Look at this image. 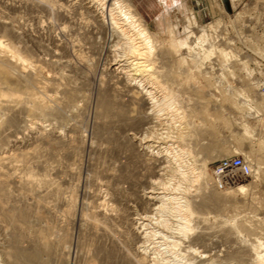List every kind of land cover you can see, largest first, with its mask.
Returning <instances> with one entry per match:
<instances>
[{
  "label": "rangeland",
  "instance_id": "1",
  "mask_svg": "<svg viewBox=\"0 0 264 264\" xmlns=\"http://www.w3.org/2000/svg\"><path fill=\"white\" fill-rule=\"evenodd\" d=\"M47 1L54 7L44 9L36 0H0V17L7 22L0 25V41L5 52L11 57L14 53L19 55L31 73L14 84L0 77V90L5 95L18 96L38 113L50 110L49 122L63 135L72 122V113H78L79 128L72 153H66L65 145H59L48 157L58 166L76 171L74 176L55 175L59 184L73 193L75 220L62 234L52 216L44 223L47 236L62 245L61 250L57 248L60 256L57 264H84L81 252L90 248L98 252L96 264H120L113 247L117 240L130 251L137 246L131 232L130 207L139 201L146 186L138 181L132 187L129 179L147 171L148 156L138 155L140 149L135 141L128 140L131 130L123 122L120 126L102 123L103 107L96 94L102 69L109 61L106 53L111 45L109 36L99 31L96 34L92 29L76 30L81 21L90 19V14L76 0ZM130 1L153 34L156 50L166 49L172 55V94L164 105L173 114L176 125L183 119L190 126V140L174 145L169 152L173 171L161 177L168 194L179 199L166 200L155 220L175 231L176 225L181 224L174 221L178 219L176 210L181 193L197 189L199 198L212 193L215 202L199 207L204 222L212 231L231 228L239 246L235 255L217 246L207 258L215 260L213 264H221L223 260L264 264L261 260L264 257V0ZM58 5L67 12L70 10L71 19L58 16ZM58 40L64 46L74 43L78 58L88 70L78 64L72 69L56 66L51 53L61 51ZM60 72L70 75L71 80L57 79ZM42 83L59 86L58 99L45 97ZM82 96H88L87 101ZM31 118L26 113L9 124L13 130L23 127L25 132ZM92 145L101 148L92 151ZM236 156L250 164L251 174L235 185L218 188L214 170L221 160ZM110 167L118 168L119 194L104 186L97 188V183L90 179ZM239 184L243 189L238 188ZM88 190L100 194L106 203L104 209L114 208L115 217L97 237L86 232L81 219L96 205L87 195ZM198 227L193 221L185 230L194 236L200 230ZM164 250L151 254L158 264H194L182 250Z\"/></svg>",
  "mask_w": 264,
  "mask_h": 264
},
{
  "label": "bare ground",
  "instance_id": "2",
  "mask_svg": "<svg viewBox=\"0 0 264 264\" xmlns=\"http://www.w3.org/2000/svg\"><path fill=\"white\" fill-rule=\"evenodd\" d=\"M36 1L44 9L54 7L47 0ZM76 1L90 14V19L80 20L81 24L77 25L76 30L103 32L111 41L106 52L110 59L102 69L96 94L98 103L103 107L100 113L102 123L105 126H120L123 122L131 130L128 140L135 141L136 148L140 149L138 155L142 153L148 156L147 171L136 177L128 176L132 187L138 181H143L146 186L139 201H134L130 207L131 232L137 246L130 251L121 240H117L113 247L120 264H158V260L151 256L152 253L164 249L172 252L175 248L184 251L187 260H192L194 264H213L215 260L207 257L217 246L227 254L235 255V249L239 246L235 232L231 228L210 230L199 210V207L208 202H215L212 193L201 198L197 195V189H186L181 193V202L176 210L177 214L175 213L178 219L174 220L181 224L176 225L175 231L169 230L164 223L154 218L158 210L160 213L166 200L179 199L168 194L167 185L161 177L174 169L169 153L174 145L190 140L189 123L181 119L178 121L179 125H176L173 114L164 105L172 94V55L166 49L156 50L153 34L130 0ZM57 8L58 16L69 20L70 10L67 12V9L59 5ZM115 9L118 11L115 12ZM6 23L0 17V25ZM58 48L60 52L55 50L51 53L56 66L72 69L78 64L88 70L78 58L74 43L64 46L59 41ZM28 76L31 73L26 62L15 53L13 57L9 56L0 41V77H6L12 82L10 84H14L22 82ZM57 79L71 80V76L60 72ZM40 87L45 97L58 99L61 92L59 86L42 83ZM82 98L87 101L88 96ZM42 111L44 113H38L29 105L23 104L18 96L5 95L0 90V264L59 263L57 248L62 245L47 236L44 223L48 216H52L62 234L67 232L68 226L75 220L73 193L62 187L55 175L74 176L76 171L73 168H62L48 160V157L54 154V148L59 145H65L66 153H72V143L77 139L76 132L79 128L78 113H72V122L67 127V134L63 135L49 122L51 111ZM26 113L32 118L30 125L25 126V132L23 127L13 130L9 124L12 119L22 118ZM48 122L49 124H45ZM117 141L115 139V144ZM100 148L99 145L90 147L92 151ZM117 169H104L90 179L97 183V188L104 186L119 194L120 175ZM244 177L240 176L235 184ZM238 188L243 189L241 184ZM87 195L94 199L96 205L90 214L81 219L86 232L97 237L99 231L115 217L114 208L104 209L106 203L96 190H88ZM193 221L200 230L196 235L190 236L185 229ZM183 223L185 226H180ZM197 247L202 250L198 252ZM231 248L234 249L231 251ZM97 253L93 248L83 250L81 255L84 264H96ZM261 260L264 261V257ZM221 264L235 263L223 260Z\"/></svg>",
  "mask_w": 264,
  "mask_h": 264
},
{
  "label": "built area",
  "instance_id": "3",
  "mask_svg": "<svg viewBox=\"0 0 264 264\" xmlns=\"http://www.w3.org/2000/svg\"><path fill=\"white\" fill-rule=\"evenodd\" d=\"M251 172L250 164L243 157L225 158L214 170L215 185L220 189L235 185L240 176H248Z\"/></svg>",
  "mask_w": 264,
  "mask_h": 264
}]
</instances>
